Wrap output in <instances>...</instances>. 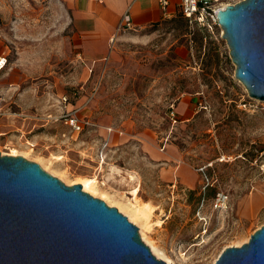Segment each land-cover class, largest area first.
Returning a JSON list of instances; mask_svg holds the SVG:
<instances>
[{
  "label": "rangeland",
  "instance_id": "1",
  "mask_svg": "<svg viewBox=\"0 0 264 264\" xmlns=\"http://www.w3.org/2000/svg\"><path fill=\"white\" fill-rule=\"evenodd\" d=\"M61 3L0 0V154L15 148L66 185L97 175L120 195L138 187L161 221L151 237L177 264H213L246 242L264 225V101L235 78L221 28L189 26L177 9L120 30L108 57L90 63ZM77 107L75 133L62 116ZM51 154L67 179L41 162Z\"/></svg>",
  "mask_w": 264,
  "mask_h": 264
},
{
  "label": "water",
  "instance_id": "2",
  "mask_svg": "<svg viewBox=\"0 0 264 264\" xmlns=\"http://www.w3.org/2000/svg\"><path fill=\"white\" fill-rule=\"evenodd\" d=\"M234 76L264 101V0L217 11ZM0 264H167L114 206L64 184L36 162L0 154ZM213 264H264V225Z\"/></svg>",
  "mask_w": 264,
  "mask_h": 264
},
{
  "label": "crops",
  "instance_id": "3",
  "mask_svg": "<svg viewBox=\"0 0 264 264\" xmlns=\"http://www.w3.org/2000/svg\"><path fill=\"white\" fill-rule=\"evenodd\" d=\"M179 1L170 0L166 10L156 0H63L60 7L77 36L79 54L88 62L96 63L108 57L111 44L122 30L119 25L125 14L130 17L132 29L141 30L173 16L179 10ZM113 137L108 128L101 145H110Z\"/></svg>",
  "mask_w": 264,
  "mask_h": 264
},
{
  "label": "bare ground",
  "instance_id": "4",
  "mask_svg": "<svg viewBox=\"0 0 264 264\" xmlns=\"http://www.w3.org/2000/svg\"><path fill=\"white\" fill-rule=\"evenodd\" d=\"M33 149H30L32 151ZM28 151V152H30ZM10 155L18 154V150L15 148H10ZM61 155L51 154L50 157H40L41 162L51 169L52 173L60 174L62 178L67 179L68 170L63 167H59V161H62ZM44 167V166H43ZM130 179L133 178L130 175ZM70 180V179H69ZM73 182H77L83 188V191H86L92 195H99V197L103 198L109 204H114L117 208L125 213L127 217L134 223H137L139 226V232L142 240L149 247L151 253L159 258L164 260L167 264H177L174 259H172L163 248L156 243L151 237L153 226H160L161 221L158 219L157 221H153V208L146 202L138 201V187H133L130 191V196L120 195L115 191L110 190L109 187L104 186V183L99 182L97 175L91 176H78L73 179ZM155 223V225L153 224ZM179 257L183 258L182 254H179Z\"/></svg>",
  "mask_w": 264,
  "mask_h": 264
},
{
  "label": "built area",
  "instance_id": "5",
  "mask_svg": "<svg viewBox=\"0 0 264 264\" xmlns=\"http://www.w3.org/2000/svg\"><path fill=\"white\" fill-rule=\"evenodd\" d=\"M162 10H166L170 0H156ZM225 5H222L218 0H180L179 1V12L188 22L189 26L197 25L201 27H210L211 25L219 26L217 22V11L223 9ZM132 24L128 14L122 17L119 28L120 29H132ZM220 27V26H219ZM4 64V58L0 57V68ZM65 99V98H64ZM79 107L74 108L70 112L62 116L63 122L67 124L72 132H80L84 127V122L77 116ZM170 116H174V112L171 110ZM105 143L101 145L100 159L103 161V150ZM227 202V196L223 192H217L213 197L212 204L215 208H222Z\"/></svg>",
  "mask_w": 264,
  "mask_h": 264
},
{
  "label": "trees",
  "instance_id": "6",
  "mask_svg": "<svg viewBox=\"0 0 264 264\" xmlns=\"http://www.w3.org/2000/svg\"><path fill=\"white\" fill-rule=\"evenodd\" d=\"M183 17V16H182ZM184 18V17H183ZM185 19V18H184Z\"/></svg>",
  "mask_w": 264,
  "mask_h": 264
}]
</instances>
